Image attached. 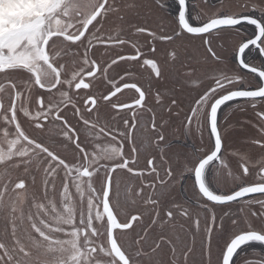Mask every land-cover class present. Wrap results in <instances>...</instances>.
<instances>
[{"label":"snow or ice","instance_id":"snow-or-ice-1","mask_svg":"<svg viewBox=\"0 0 264 264\" xmlns=\"http://www.w3.org/2000/svg\"><path fill=\"white\" fill-rule=\"evenodd\" d=\"M137 7L135 0L125 4ZM197 8L192 0H150L149 12L161 20L153 26L139 13L125 21L116 0H0V94L11 89L7 105L0 97V165L22 166L33 184V172L40 174L42 185L40 193H28L24 179L11 187L0 184V219L11 225L0 233V264H142V257L151 261L163 244L171 260L158 264H181V256L183 264H264V0L234 5L221 0L211 15ZM113 14L121 24L114 34H105ZM165 19L171 21L167 27ZM214 33L217 39H235L228 53L214 50L209 39ZM58 40L63 49L56 47ZM160 41L172 46L171 52L163 50L162 63L156 56ZM97 45L115 52L114 58L98 57ZM120 62L125 74L116 73L119 81L109 78ZM130 62L150 70L147 87L126 79ZM166 73L174 85L188 89L186 131L194 125L208 133L207 144L170 155L171 163L164 158L171 146L162 114L179 104L175 87H156ZM98 74L111 85L108 93L81 97ZM124 89L134 90L131 102L113 101ZM237 100L244 104L228 105ZM102 103L116 113L102 117ZM249 103L259 122V138L252 143L260 148L241 155L243 163L233 170L225 158L232 125L222 131L218 113L227 106V121ZM144 112L152 114L151 121ZM53 129L62 137L63 155L52 150L51 136L33 134ZM149 149L160 153L159 160ZM122 180L126 207L121 206ZM185 181L190 196L177 201L173 190ZM251 194L261 195L243 199ZM234 203L241 205L238 212L232 211ZM244 208L251 218L243 215ZM149 214L154 215L144 227ZM179 219L188 228L180 224L177 233ZM169 227L172 231L165 232ZM150 228L158 230L151 254L140 246ZM125 230L135 235L122 242ZM197 242L200 258L190 260Z\"/></svg>","mask_w":264,"mask_h":264},{"label":"rangeland","instance_id":"rangeland-1","mask_svg":"<svg viewBox=\"0 0 264 264\" xmlns=\"http://www.w3.org/2000/svg\"><path fill=\"white\" fill-rule=\"evenodd\" d=\"M117 4L120 6L121 14H123L125 21L129 19H135L136 18V13H139L140 17H150V23L155 26L156 23H161L160 20V14L156 13H148L144 11V7H146V0H135V3L138 5L136 9H127L125 8V4L131 3L132 0H116ZM215 3V2H213ZM218 4H202L200 0H197L195 4L198 5V8L196 9L197 11H202L203 14L205 15H211L213 14L217 8L220 6V2H217ZM225 3H228V0H225ZM235 0H232V4L234 5ZM146 5V6H145ZM224 10H234V8H226ZM121 24V21L118 19V14H113L107 18L106 23L104 24V33L109 34L115 33V29L117 28L118 25ZM163 24L167 27L171 24V21L168 19H165L163 21ZM222 43L225 44V47L222 48V50L225 53H228L229 51V46L235 43V39L231 38L230 36L226 35V38L221 40L219 39ZM212 42V41H211ZM214 43V42H213ZM62 42L60 40L57 41L56 47L58 49H63L64 47L61 46ZM197 44L199 42L197 41ZM156 56L158 58V62H163L164 59V53L163 50L165 48L168 49L169 52L172 51V46L171 44L164 43L161 44L160 42L156 43ZM221 48H218L217 46L214 48V50H218ZM94 51L96 52V55L103 56L104 59H107L110 62L111 58H114L115 52L112 51H106V49L96 46ZM116 52L121 51L120 49H116ZM194 54L195 50H193ZM230 57V53H229ZM145 58H151L150 56H147ZM66 63L69 69L74 67L73 64V58L71 56L66 57ZM142 63V62H141ZM116 67V66H113ZM125 65L123 63H120V67L116 68V71L113 72L111 69L109 70V76L113 77L116 76V73H124L123 68ZM195 67V65H193ZM128 72L130 73V76L127 77L129 82H133L135 80H139L141 84H144L145 87H147L146 83V76L147 73L150 72V70H145L143 68H136L133 66V62H130L127 65ZM140 72L145 73V77H141L139 75ZM189 75L191 74L190 72L188 73ZM118 76H116L117 78ZM3 74H0V80H2ZM252 79V77H251ZM93 87L90 91H85L81 92L80 96H86L88 92H92V94L96 95L97 97H100L104 95L106 92H108V85L106 83V79L102 75L98 74V78L96 80L92 81ZM199 84L197 83L196 85H190V87H198ZM156 87H159L160 89H171L175 87V98L178 100L179 106H172L173 111L171 114L164 112L162 115L164 119L167 121V127L163 130L164 134L166 136V139L168 141V144L171 146L170 149L165 151L164 158L165 160H169V156L173 155L178 152H191L187 145L188 144H195L198 148L202 146L203 144H207L208 141V136L207 133L205 132V137L202 138V140L197 139V133L193 131L192 129L189 130V132H185V115L188 109V102H189V97L187 95L188 89H181L179 85H174L172 80L168 77L167 73L165 74L164 80L160 81ZM11 92V89H8L6 87V91L3 94H0V97L3 98L4 103L7 105L9 103L8 100V95ZM125 98L122 99L121 101H131V99L134 97L133 93L128 92L124 96ZM148 101L150 103H154L153 98L151 96L147 97ZM163 102L165 104H170V99L168 97H165ZM80 104L82 106L83 100H80ZM107 114H115L114 111H111L110 108L106 104H101L100 105V115L104 117ZM144 119L151 121V113L144 112ZM160 115L161 113L159 110H157V123H160ZM223 116L224 114H221V130L223 131L224 128H228L229 125H232V127L228 128V132L226 133L227 139L225 141V145L227 148V153H225V156L227 158L228 163L230 166L233 168V170L238 167V163H243V161L240 160V156L243 154H251V153H256L258 152L259 148L256 146V144H253L252 141L255 139L259 138L258 132L255 131V126L259 124L257 119L254 117V114L252 113V110H246V111H237L233 117L228 119L227 121L223 122ZM25 127H28L27 125H24ZM192 128V127H191ZM31 131V129H29ZM58 129H53L51 133H48L47 130L43 133L39 132V130H36L35 133L33 134H38L45 136L46 138L48 136H51V143H52V150L64 154L66 149L60 145L59 141L62 139L61 136L58 134ZM161 145L163 146V142H161ZM150 152H152L153 155L156 156L157 160H159V157L157 155V151L154 149H149ZM233 153L236 155L233 156ZM169 163L171 161L169 160ZM253 161H249V164H253ZM140 164L144 165L145 161L143 157L140 160ZM12 162H8V165H0V184H9L11 187L14 185L15 182H18L20 179H24L25 183L27 185V192L28 193H40L42 185H41V176L40 174H37L33 172V175L36 177V182L35 184L32 183V178L31 176L27 175L24 173L23 167H12ZM123 175V174H122ZM126 179V178H125ZM138 183V182H137ZM57 185L59 187V180L57 181ZM188 186L187 181L183 182L182 184L178 185L174 190L172 195L175 197L177 201H182L186 200L190 196V192H186L185 188ZM221 189L223 187V181H221L220 185ZM124 188V181H121V189H122V194H121V206L126 207L124 204L123 192ZM141 210H143V206L139 205ZM241 205L240 204H233L232 211H237L240 209ZM258 206H253V210ZM247 208H244L243 215H247L250 217L249 211L246 210ZM154 214H149L144 217L143 220V226L147 227L151 223V216ZM180 224H183L185 228H188V222L184 221L183 219H179L177 221V226L175 231L177 233L181 232V229L179 227ZM7 228L8 231L11 230V225L8 223L7 220L5 219H0V233H3L5 229ZM139 231V229H137ZM172 229L171 227L166 228L165 232H171ZM128 230H125V235L121 238L122 242H127L128 240L132 239L134 237V233L131 235L127 234ZM158 234V230L155 228H150L149 229V239L147 243L141 242V247L145 253L151 254V245H152V240L156 238ZM177 251H179V246L177 248ZM200 258V249H199V243L197 242L196 245V250H195V256L190 255V260L192 259H199ZM214 258V257H213ZM142 264H158L159 261H170L171 260V250L167 244H163L160 249L157 250V253L152 256V260L149 261L147 257H142ZM181 264H183V257L181 256L180 258Z\"/></svg>","mask_w":264,"mask_h":264},{"label":"flooded vegetation","instance_id":"flooded-vegetation-1","mask_svg":"<svg viewBox=\"0 0 264 264\" xmlns=\"http://www.w3.org/2000/svg\"><path fill=\"white\" fill-rule=\"evenodd\" d=\"M197 0H192V3H194L195 4V2H196ZM201 2H202V4H204V5H206L205 3H203V0H200ZM213 2H215V3H213ZM217 2H221V0H208V3L207 4H209V5H213V4H218ZM149 3H150V0H146V7H144L143 9H144V11L146 12V14H150V12H149V9H148V5H149ZM189 11L191 12L192 11V7H191V4H190V6H189ZM209 39H210V41H212L211 42V45H212V47L213 48H215L216 46L218 47V48H224L225 47V44L224 43H222L219 39H217V38H215V33L212 35V36H210L209 37ZM214 42V43H213ZM160 43L161 44H164V43H168V42H163V41H160ZM61 46L62 47H65V44L64 43H62L61 44ZM97 46H99V47H102V48H104L105 49V46H103V45H97ZM253 55H255V53H253ZM258 63H259V60L257 61ZM120 63H123L124 64V62H120ZM237 67H238V65H237ZM243 71H247V70H243ZM125 73H121V75H124ZM251 74H250V76H249V79H251ZM109 78H111L110 76H109ZM89 79H91V78H89ZM126 79H127V77H126ZM117 80L119 81V77H117ZM106 83H107V85H108V87H109V89L111 88V85H109L108 84V81L106 80ZM92 89V88H91ZM91 89H89V90H81V92H85V91H90ZM109 89H108V91H109ZM128 92H131V93H133V95H134V90H129V89H124L123 91H122V93H118L117 94V97H113V101H115V102H122L121 100L122 99H124L125 97V94H127ZM108 92H106L104 95H106ZM124 102H128V103H130L131 101H124ZM231 104H244V101L243 100H237V101H232V102H228V105H231ZM109 107V106H108ZM110 108V107H109ZM257 108H259V105H257ZM110 110L111 111H114L115 113H116V110H114V109H111L110 108ZM227 110V106H224V107H222V109H221V111L218 113V123L220 124V122H221V114H224V112ZM246 110H252V106H251V104L249 103V104H247V105H245L244 106V110H241V111H246ZM237 111H240V110H236V111H233L232 112V114L228 117V119H230L231 117H233L234 116V114L237 112ZM148 113V112H147ZM252 113L254 114V117L256 118V116H255V113L252 111ZM152 115V114H151ZM224 120V119H223ZM223 122H225V121H223ZM185 123H187V121L185 120ZM184 123V124H185ZM192 127V128H191ZM190 129H192L193 131H195L196 133H197V139H199V140H202V138L203 137H205V132L207 133V131L206 130H204L203 132H198L197 131V129H196V127L194 126V125H192V126H190L189 127V129L186 131V129L184 128V131L187 133V132H189V130ZM255 131L256 132H258V134H259V124L257 125V126H255ZM207 136H208V133H207ZM256 146H258V147H260V145H257L256 144ZM187 147H188V149L190 150V151H194V150H196V149H198V147L195 145V144H188L187 145ZM157 155H158V157H159V155H160V153L157 151ZM225 158H226V156H225ZM227 159V158H226ZM229 166H230V164H229ZM230 168H232L231 166H230ZM233 169V168H232ZM241 171H242V169H241ZM225 175V172L224 171H221L220 172V180L221 181H223V176ZM261 194H254V195H251V196H249V197H246V198H243L244 200H248V199H253V198H255V197H258V196H260ZM246 210H248V209H246ZM253 210V209H252ZM249 211V210H248ZM249 214H250V212H249ZM254 247H258V246H255L254 245ZM250 252H251V250L249 249V254H250Z\"/></svg>","mask_w":264,"mask_h":264},{"label":"water","instance_id":"water-1","mask_svg":"<svg viewBox=\"0 0 264 264\" xmlns=\"http://www.w3.org/2000/svg\"><path fill=\"white\" fill-rule=\"evenodd\" d=\"M251 195H254V194H251ZM251 195H250V196H251ZM247 197H249V196H247ZM244 198H246V197H244Z\"/></svg>","mask_w":264,"mask_h":264}]
</instances>
